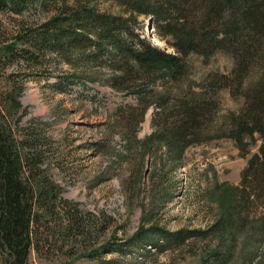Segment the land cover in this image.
<instances>
[{
  "label": "trees",
  "instance_id": "trees-1",
  "mask_svg": "<svg viewBox=\"0 0 264 264\" xmlns=\"http://www.w3.org/2000/svg\"><path fill=\"white\" fill-rule=\"evenodd\" d=\"M93 2L0 0V73L7 85L0 90L2 264H27L31 253L53 263L111 264L105 254L125 258L144 250L151 256L147 247L164 253L194 240L217 243L211 264H228L249 223H261L264 239V215L250 217L251 208L264 212V80L245 89L251 69L264 60V0H115L118 15L99 12ZM140 17L151 21L152 33L170 52L143 37ZM217 53L231 58V74H210L195 84L187 59L208 61ZM62 66L68 70L61 71ZM11 68L19 71L6 74ZM102 70L110 73L103 82ZM21 75L54 79L50 87L60 93L99 83L133 98V104L109 116L110 129L124 142L120 158L128 173L121 184L128 200L142 195L149 158L164 170L176 167L189 147L230 139L246 152L247 139L260 140L259 153L248 161L241 186L231 195L235 215L220 218L207 231L170 234L143 209L138 231L128 239L118 237L123 227L115 218L64 197L53 175L63 170L57 144L38 120L22 124L27 113L19 101L25 88ZM222 91L243 100L238 113L218 116ZM150 110L152 133L138 141ZM256 264H264V246Z\"/></svg>",
  "mask_w": 264,
  "mask_h": 264
},
{
  "label": "rangeland",
  "instance_id": "rangeland-1",
  "mask_svg": "<svg viewBox=\"0 0 264 264\" xmlns=\"http://www.w3.org/2000/svg\"><path fill=\"white\" fill-rule=\"evenodd\" d=\"M93 5L102 13H121L115 0H94ZM138 20L143 23L145 39L154 46L171 51L151 29L148 31L149 20L143 17ZM187 65L190 79L195 84L203 82L210 74L230 75L234 66L231 58L223 53L215 54L208 61L191 56ZM61 68V71L68 70L64 66ZM17 71L18 68H11L6 74ZM100 74L102 82L110 75L107 70ZM19 80L25 86L19 101L27 113L22 124L38 120L44 124L47 136L57 144L63 170L55 169L53 175L64 188V197L87 211L104 212L115 218L123 227L118 237L128 239L138 231L143 209L151 212L159 228L170 234L207 231L220 218L227 220L235 215V201L231 195L233 190L240 188L248 161L259 153L260 140L252 142L247 139L246 152L230 139H216L189 147L176 167L167 165L164 170H161V163L156 166V162L149 158L144 174V191L139 200H128L121 184L128 173L126 162L120 158L124 154V142L118 131L110 129L109 116L119 107L133 104V98L116 94L99 83L87 85V90L71 86L66 93H60L50 87L56 82L54 79L47 82L21 75ZM262 80L264 60L251 69L245 80V89ZM6 87L5 77L0 73V90ZM219 98L218 116L221 118L238 113L243 106V100L232 99L227 91L220 92ZM152 113L150 110L146 114L136 135L138 141L152 133ZM98 144L104 146L100 149L102 151L92 149ZM263 215L261 209L251 208V218H262ZM255 222L249 223L237 238L228 264H256L260 260L264 239L259 229L261 223ZM216 245L194 240L164 253L147 247L151 256H145L144 250H138L125 258L110 254L103 257L111 264H132L134 260H146L147 264H204L206 260L211 264L209 256ZM1 260L0 256V264ZM27 264L61 263L49 262L31 253ZM73 264L104 263L79 259Z\"/></svg>",
  "mask_w": 264,
  "mask_h": 264
},
{
  "label": "water",
  "instance_id": "water-1",
  "mask_svg": "<svg viewBox=\"0 0 264 264\" xmlns=\"http://www.w3.org/2000/svg\"><path fill=\"white\" fill-rule=\"evenodd\" d=\"M148 27L150 28L151 27V21H149V23H148ZM151 29V28H150Z\"/></svg>",
  "mask_w": 264,
  "mask_h": 264
},
{
  "label": "bare ground",
  "instance_id": "bare-ground-1",
  "mask_svg": "<svg viewBox=\"0 0 264 264\" xmlns=\"http://www.w3.org/2000/svg\"><path fill=\"white\" fill-rule=\"evenodd\" d=\"M148 29V28H147ZM148 31H150V29H148Z\"/></svg>",
  "mask_w": 264,
  "mask_h": 264
}]
</instances>
